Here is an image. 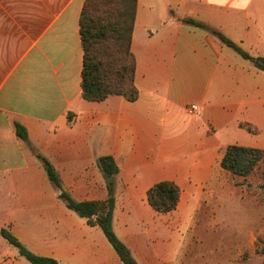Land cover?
<instances>
[{
  "label": "crops",
  "instance_id": "obj_1",
  "mask_svg": "<svg viewBox=\"0 0 264 264\" xmlns=\"http://www.w3.org/2000/svg\"><path fill=\"white\" fill-rule=\"evenodd\" d=\"M85 1L0 0V264H31L2 229L60 264H123L101 228L60 197L105 200L106 156L119 167L113 228L138 264H233L235 234L264 240V185L256 170L237 176L220 161L230 145L264 150V71L187 20L264 58V0H137L134 102L83 98ZM192 104L199 116L187 114ZM227 173L244 184L220 181ZM163 181L181 191L167 214L147 200ZM235 204L251 221L241 232L227 218Z\"/></svg>",
  "mask_w": 264,
  "mask_h": 264
},
{
  "label": "trees",
  "instance_id": "obj_2",
  "mask_svg": "<svg viewBox=\"0 0 264 264\" xmlns=\"http://www.w3.org/2000/svg\"><path fill=\"white\" fill-rule=\"evenodd\" d=\"M137 0H86L80 17V34L84 51L82 71L83 98L102 102L111 96H122L130 102L139 97L135 84L136 59L131 50L133 28L136 19ZM187 22L217 35L227 46L234 48L243 58L264 71V58L253 57L219 31L202 23L188 19ZM17 135L27 141L28 133L16 123ZM43 160L50 181L59 189L62 183L49 161ZM264 150L230 145L224 150L220 166L224 170L242 177L250 175L261 161ZM99 164L107 179L108 197L102 201L77 202L67 192L60 194L67 207L91 226L101 228L123 264H138L127 245L120 240L113 228L115 189L111 179L119 173V167L111 156L101 157ZM181 191L172 181L154 185L147 194L150 206L157 212L167 214L177 209ZM1 235L19 254L31 264H60L53 258L43 257L28 250L10 231L1 230ZM258 254L264 264V240L258 241Z\"/></svg>",
  "mask_w": 264,
  "mask_h": 264
},
{
  "label": "rangeland",
  "instance_id": "obj_3",
  "mask_svg": "<svg viewBox=\"0 0 264 264\" xmlns=\"http://www.w3.org/2000/svg\"><path fill=\"white\" fill-rule=\"evenodd\" d=\"M256 171L253 174L255 178L254 183H258V181H263L261 185H264V160L259 163V165L255 169ZM230 174L227 173L225 176L220 177L219 180L222 182H231L233 181L234 187L237 188L244 184L243 180L240 178H230ZM253 183V184H254ZM218 197H222V195H218ZM264 201V195L261 196ZM241 205L235 204V209L233 211L229 210L228 219L233 224L235 230L243 231L249 227L251 221L247 218L246 214H244L243 210L240 209ZM222 212H226L223 210ZM256 212H262L261 210H256ZM237 235L235 234V241H234V258L233 264H260L261 263V256L257 252L258 248V239L257 241L250 243V242H241L237 241ZM229 264V259H228Z\"/></svg>",
  "mask_w": 264,
  "mask_h": 264
},
{
  "label": "built area",
  "instance_id": "obj_4",
  "mask_svg": "<svg viewBox=\"0 0 264 264\" xmlns=\"http://www.w3.org/2000/svg\"><path fill=\"white\" fill-rule=\"evenodd\" d=\"M186 112L192 116H199L201 114V108L197 104H192L186 108Z\"/></svg>",
  "mask_w": 264,
  "mask_h": 264
}]
</instances>
